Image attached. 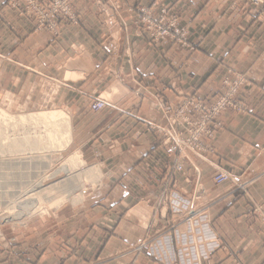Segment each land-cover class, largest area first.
Segmentation results:
<instances>
[{
  "label": "crops",
  "instance_id": "1",
  "mask_svg": "<svg viewBox=\"0 0 264 264\" xmlns=\"http://www.w3.org/2000/svg\"><path fill=\"white\" fill-rule=\"evenodd\" d=\"M72 1L81 21L54 37L0 0V99L37 101L52 79V102L70 116L71 147L99 166L101 187L12 238L0 248V264H194L176 254L189 225L171 213L164 199L171 190L197 196L206 211L200 225L219 245L196 264H264L263 224L253 212L264 208V13L232 0H116L117 10L107 0ZM153 1L173 5L189 23L194 52L140 34L127 7ZM229 69L246 78L240 97L248 111L224 110L210 150L179 157L150 124L163 122L164 109L184 94L211 100ZM98 94L110 100L93 112L88 96ZM176 161L183 169H174ZM216 170L249 183L215 184ZM146 239L152 249L124 252Z\"/></svg>",
  "mask_w": 264,
  "mask_h": 264
},
{
  "label": "rangeland",
  "instance_id": "2",
  "mask_svg": "<svg viewBox=\"0 0 264 264\" xmlns=\"http://www.w3.org/2000/svg\"><path fill=\"white\" fill-rule=\"evenodd\" d=\"M107 1L115 10L121 7V3L116 0ZM3 2L8 7L16 9L19 15L28 17L32 21L35 30H45L54 37L61 34L62 27L65 24L78 25L81 21V13L74 7L72 0H3ZM239 2L247 3L258 9L259 13H264V0L262 2L232 0L230 6H234ZM127 9L140 34L144 33L149 41L153 43L167 41L175 50L185 49L189 53L195 51L196 44L188 38L189 23L181 22L180 15L177 14L173 5L153 1L148 6L134 9L127 7ZM103 12H106V10L103 9ZM236 76L243 79L235 96L243 109L237 111L231 106H227L217 113L208 111L206 114L210 115V119L205 123V129L208 132L206 134L201 133L198 142L192 145L191 143L188 144V141H185L183 146L178 145L173 139L174 135H179L180 139L183 137L190 141L191 131H198L202 126L204 127L202 125L204 119L202 118L206 110L203 109L202 105L207 107L215 102L229 87L227 80L232 82ZM51 80H47L44 85L39 87L37 101L15 102L10 96H4L3 99H0V109L4 112L0 115V125L3 127V132L16 138L29 135L28 140L30 141L34 140L32 136L39 133L42 135L40 140L42 143L44 142L48 147L53 146L57 150L56 156L47 151L40 154L29 153L30 149H27V153L20 154V152L8 148L5 144L0 145V248L2 249L12 238L22 235L37 226L39 221L64 203L77 204L84 195L97 191L101 187L103 172L99 170L100 172L96 177L86 175V170L99 166L85 161L71 147L70 116L65 109L52 102L55 88ZM245 81L246 78L242 72L229 69L227 74L221 78L220 87L211 100L200 99L195 94H184L179 103L164 109L163 122L150 124V126L156 133L161 135V143L171 146L179 157L186 159L188 154L201 157L202 154L210 150L207 140L214 135L217 128L223 126L220 115L224 110L230 109L235 113L248 111L246 103L240 97V90ZM120 90L123 95L129 92L124 86L120 87ZM97 99L102 100L104 106L94 108L92 104ZM106 99L110 100L106 94L104 96L101 94L88 96L89 109L93 112L102 110L107 105L108 101ZM53 110L62 111L64 117L67 115L68 121H70L69 130H66L62 123H51L39 117L34 120L35 118L31 117L37 116L41 111ZM20 115L27 116L33 121L27 118L22 124L18 119ZM4 117L7 118L3 119ZM47 131L51 134L52 139L46 136ZM200 132L205 131L201 129ZM38 143L35 140L33 146ZM75 155L78 156L76 162H71V157ZM80 162L81 165L78 166ZM64 163L72 165L73 168L70 172L60 170ZM174 169H183V163L176 161ZM223 171L228 172L226 170H216L212 177L215 184H221L229 180L235 183L236 188L245 189L249 183V181L240 182L230 172L228 173L233 176L232 179L218 182V175ZM40 180L43 184L41 188L50 187L53 190L47 193L41 191V188H35V184ZM54 196H58V199L61 200L56 207L51 208L50 203ZM185 198L175 190L164 194V199L170 203L171 213L183 219L189 225V236H184L180 245L178 244L180 248L176 254L180 255L182 253L181 261L184 254L186 258L192 259L196 264L198 258L208 253L211 245H213V248L219 245L216 246L213 233L208 229V226L204 225L205 229H203L200 225L201 221H204L206 211L201 209V206L195 205L194 200L197 196ZM253 212L260 217L264 232V208L254 205ZM173 230L176 231V227ZM158 242L157 247L160 248V253H158V249H156V253L157 255H163L161 248L164 242ZM153 243V241L146 239L134 247L124 250V252L136 253L147 247L152 249L151 244ZM206 243H208V248L205 246V250L200 251L201 244L206 245ZM172 261L176 260L173 258ZM177 261L180 262L178 256Z\"/></svg>",
  "mask_w": 264,
  "mask_h": 264
},
{
  "label": "bare ground",
  "instance_id": "3",
  "mask_svg": "<svg viewBox=\"0 0 264 264\" xmlns=\"http://www.w3.org/2000/svg\"><path fill=\"white\" fill-rule=\"evenodd\" d=\"M62 113H63L62 111H58V110L41 111L37 114V116H31V117L35 118L34 120H37L38 118H36V117H39V118H42V119L49 121L51 123H56V122L62 123V124H64V128H66V130H69L70 121H68L67 115H66V117H64V116H62ZM1 114H4V112H2L0 109V115ZM5 118H7V117H4L3 119H5ZM27 118H28L27 116H22V115H20L18 117V119L20 120V122L22 124H24V122L27 120ZM28 119H30V121H33V119H31V118H28ZM2 128L3 127L0 125V145L5 144L8 148H12L13 150L15 149L17 152H20V154H25L28 152L27 149H30L29 153L40 154V153H43L44 151H47L49 153L55 154V156L57 155V153H56L57 150L53 146L48 147L45 145L44 142L42 143L40 141L42 139V135L39 133H37V135L32 136V137H34V140L30 141V140H28L29 135H24L21 138L10 137L11 135H7L5 132H3ZM46 136L49 137V139L51 138V134L48 131L46 133ZM35 140L39 143L37 145L33 146ZM77 158H78V156H76V155L72 156L71 162H76ZM80 161H81V159H80ZM80 165H81V162H80V164H78V166H80ZM72 168L73 167L70 163H64L61 166L60 170L65 171V172H70L72 170ZM99 172L100 171H99L98 167H92V168L86 170V175H88L90 177H96V176H98ZM42 186H43L42 180L38 181L35 184V188H41ZM52 190H53V188H50V187L49 188L48 187L47 188H41V191H46L47 193H49ZM60 200L58 199V196H54L53 199L51 200V203H50L51 208L56 207L60 203ZM11 217H13V216H11Z\"/></svg>",
  "mask_w": 264,
  "mask_h": 264
},
{
  "label": "built area",
  "instance_id": "4",
  "mask_svg": "<svg viewBox=\"0 0 264 264\" xmlns=\"http://www.w3.org/2000/svg\"><path fill=\"white\" fill-rule=\"evenodd\" d=\"M255 1L262 2L263 0H255ZM239 77L240 76H236L235 80H233L232 82L227 80L229 87L225 90V92L221 96H219L217 98V100H215V102H213L211 105H209L207 107L202 105L203 109H205L206 112L204 114V117L202 118V119H204L202 122V125H204V127L202 126V128H200V130L202 129V131H205V132H200L199 129H198V131H194V130L191 131L190 141H189V139L186 140L187 138L181 137L182 139H180L179 135H174L173 139L175 140V142L178 145L183 146V144H185V141H188V144L191 143V145H192L193 143L198 142L201 133L206 134V132H208L205 129V123L210 119V115L206 114V113H208V111H212L213 113H215V112L217 113V112L221 111L222 109H225L227 106L228 107L231 106V108H233L237 111L243 109L242 106L238 103V101L235 98V96L237 95V88L239 85H241V83L243 81V79L239 78ZM92 105L94 108H99V107L104 106V102L102 100L97 99ZM232 177L233 176L231 174L223 171V172L219 173L217 181L222 182L225 179H232Z\"/></svg>",
  "mask_w": 264,
  "mask_h": 264
}]
</instances>
